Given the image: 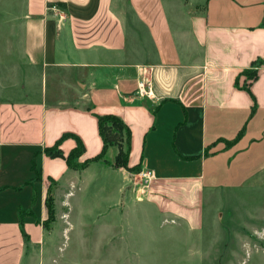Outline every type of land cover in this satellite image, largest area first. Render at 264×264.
Segmentation results:
<instances>
[{"label":"crops","instance_id":"crops-1","mask_svg":"<svg viewBox=\"0 0 264 264\" xmlns=\"http://www.w3.org/2000/svg\"><path fill=\"white\" fill-rule=\"evenodd\" d=\"M173 2L21 0L23 61L51 89L0 101V264L49 260L45 199L73 171L42 150L70 134L63 155L78 139V162L97 156L96 115L128 127V167L153 173L152 212L193 230L206 190L263 172L264 64L243 71L264 59V0Z\"/></svg>","mask_w":264,"mask_h":264},{"label":"rangeland","instance_id":"rangeland-1","mask_svg":"<svg viewBox=\"0 0 264 264\" xmlns=\"http://www.w3.org/2000/svg\"><path fill=\"white\" fill-rule=\"evenodd\" d=\"M20 6L21 0H0V101L51 89L50 76L23 61L13 18ZM117 151L111 144L104 156L79 162L67 180L50 185L41 221L49 260L35 264H264V167L240 186L206 190L201 226L193 230L152 212L142 196L150 183L139 178V167L115 162Z\"/></svg>","mask_w":264,"mask_h":264},{"label":"trees","instance_id":"trees-1","mask_svg":"<svg viewBox=\"0 0 264 264\" xmlns=\"http://www.w3.org/2000/svg\"><path fill=\"white\" fill-rule=\"evenodd\" d=\"M48 6H51V4H48ZM262 64H264V59H258L252 63L250 69H245L243 73L249 76L250 79H254L256 77V69ZM243 89L248 91V88L246 86H243ZM96 119L98 134L102 141V148L97 156L88 161L97 160L98 158L104 156V154L107 152V149L111 146V144L114 143L116 144L118 149L115 156V162H117L125 169L133 171L134 169L136 170V168L139 167L138 165L130 168L127 165L130 140V132L128 127L122 122L120 118L114 115H96ZM71 136L72 135L70 134H64L54 143L53 146L45 147L42 150V152L50 158L59 157L64 159L68 169H74L80 164L78 162V158L84 151L81 142L78 139H75L76 145L68 152L67 155H63V153L59 149V145L63 139ZM37 152H39V150ZM32 166H35V164L33 163ZM36 172L38 174L37 178H39V169H36Z\"/></svg>","mask_w":264,"mask_h":264},{"label":"built area","instance_id":"built-area-1","mask_svg":"<svg viewBox=\"0 0 264 264\" xmlns=\"http://www.w3.org/2000/svg\"><path fill=\"white\" fill-rule=\"evenodd\" d=\"M138 93H145L147 86L143 82H139L137 85ZM139 178L145 182H149L153 178V173L150 170H142L138 174Z\"/></svg>","mask_w":264,"mask_h":264}]
</instances>
